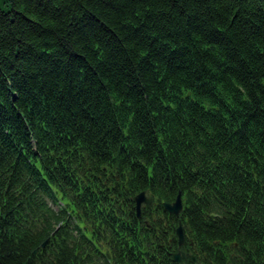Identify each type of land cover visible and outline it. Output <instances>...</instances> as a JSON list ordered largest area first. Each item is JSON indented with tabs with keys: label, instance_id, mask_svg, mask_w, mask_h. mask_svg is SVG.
I'll use <instances>...</instances> for the list:
<instances>
[{
	"label": "trees",
	"instance_id": "trees-1",
	"mask_svg": "<svg viewBox=\"0 0 264 264\" xmlns=\"http://www.w3.org/2000/svg\"><path fill=\"white\" fill-rule=\"evenodd\" d=\"M179 223L264 264V0H0V264H178Z\"/></svg>",
	"mask_w": 264,
	"mask_h": 264
},
{
	"label": "water",
	"instance_id": "water-1",
	"mask_svg": "<svg viewBox=\"0 0 264 264\" xmlns=\"http://www.w3.org/2000/svg\"><path fill=\"white\" fill-rule=\"evenodd\" d=\"M133 200L135 202V211H136V216L140 218V212H141V207L144 206L146 208L150 207L152 203V197L150 195H147V190H143L139 193H137L134 197ZM163 208L169 213L174 215L175 217H179V214L182 211L183 205H182V200H181V193L179 192L177 194L176 199L173 202H163L162 203ZM176 236H177V245L178 249L184 242V236H183V231L181 224L179 223L177 228H176ZM186 259L185 254L183 251L180 249L173 254V259L179 263L181 261V258ZM194 260V258L192 257Z\"/></svg>",
	"mask_w": 264,
	"mask_h": 264
}]
</instances>
